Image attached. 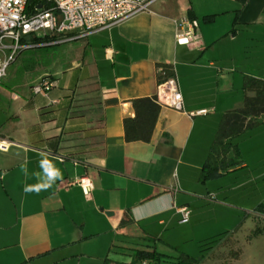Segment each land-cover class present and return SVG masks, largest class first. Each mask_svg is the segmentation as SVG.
<instances>
[{
    "label": "crops",
    "instance_id": "obj_1",
    "mask_svg": "<svg viewBox=\"0 0 264 264\" xmlns=\"http://www.w3.org/2000/svg\"><path fill=\"white\" fill-rule=\"evenodd\" d=\"M189 13L198 37L179 44L177 22ZM58 45L36 79L57 81L47 95L32 92L34 79L25 88L0 82V136L13 142L0 150V264L128 263L135 249L151 247L169 255L176 229L196 221L193 207L220 193L227 198L226 178L246 171L264 179V170L251 167L264 162L263 119L234 140L244 160L238 168L200 180L222 115L243 103L245 75L264 79V0H160L84 38L47 46ZM161 63L174 67L183 110L162 106L151 141L127 142L132 100L157 95ZM245 147L256 152L252 159ZM41 151L62 179L26 194L24 185L37 183ZM83 177L92 183L88 194ZM184 206L187 222L178 210ZM255 208L250 214L261 215ZM125 215L131 222L121 226Z\"/></svg>",
    "mask_w": 264,
    "mask_h": 264
},
{
    "label": "built area",
    "instance_id": "obj_2",
    "mask_svg": "<svg viewBox=\"0 0 264 264\" xmlns=\"http://www.w3.org/2000/svg\"><path fill=\"white\" fill-rule=\"evenodd\" d=\"M158 1L160 0H0V82L7 76L8 67L21 50L84 38L138 13L150 11ZM45 3L50 5L46 6ZM40 4H43L41 8ZM198 27L196 19L181 18L177 22V42L191 44L198 37ZM44 38H48V41H33ZM158 75H166L163 67H159ZM56 83L54 78L46 76L35 83L31 90L34 94L47 95ZM156 97L162 106L183 110L184 101L176 75L159 81ZM199 113L207 114L208 111L201 110ZM12 144V141L0 136V150L7 151ZM78 183L86 194L92 190L89 178H80ZM178 210L182 214L181 222H187L191 210L186 206Z\"/></svg>",
    "mask_w": 264,
    "mask_h": 264
},
{
    "label": "rangeland",
    "instance_id": "obj_3",
    "mask_svg": "<svg viewBox=\"0 0 264 264\" xmlns=\"http://www.w3.org/2000/svg\"><path fill=\"white\" fill-rule=\"evenodd\" d=\"M5 42L9 43L8 40ZM55 52H59V45L21 50L1 82L6 83L7 87L19 84L23 88L33 79L37 83L36 79L42 71L51 67V54ZM27 87L29 88L28 85ZM1 101L3 105L6 102ZM247 143L245 146H250L249 141ZM246 148L247 159H252L256 152L250 147L249 150ZM252 162V171L256 174L264 170V162H258L257 159ZM225 181L227 198L220 193V199L203 201L198 208L193 207L195 212L198 211L196 221L176 229V244L166 253L176 256L179 251H183L197 257L201 254V244L204 241L238 229L211 253L206 264H264V216H253L249 212L258 204L264 203V179L255 181L248 172L243 171L240 175H230ZM255 229H260L263 233L254 235ZM234 253H240V258L233 259Z\"/></svg>",
    "mask_w": 264,
    "mask_h": 264
},
{
    "label": "trees",
    "instance_id": "obj_4",
    "mask_svg": "<svg viewBox=\"0 0 264 264\" xmlns=\"http://www.w3.org/2000/svg\"><path fill=\"white\" fill-rule=\"evenodd\" d=\"M45 5L49 6L50 3H45ZM189 15L191 19H194L192 14L189 13ZM213 17L207 16L204 19L211 21ZM33 41L41 43L48 41V38L34 39ZM158 67H163L166 72L165 76L158 75L159 81L175 75L172 64L161 63L158 64ZM243 89L244 99L242 105L222 115L211 149L200 174L201 181H206L238 168L244 160L238 144L234 140L263 123L264 79L245 75ZM132 104L135 115L124 119L125 140L127 142H150L161 113L162 105L158 102L156 96L135 98L132 100ZM254 211L264 216V203L259 204ZM130 222L131 218L125 215L121 221V226H126ZM234 232H225L204 241L201 244V254L197 257L183 251H179L176 256L166 255L151 247L147 249H135L131 262L114 263L111 259H107L103 264H206L211 253L224 239ZM253 233L254 235H259L263 231L255 229ZM239 258L240 253H234L233 259L237 260Z\"/></svg>",
    "mask_w": 264,
    "mask_h": 264
},
{
    "label": "clouds",
    "instance_id": "obj_5",
    "mask_svg": "<svg viewBox=\"0 0 264 264\" xmlns=\"http://www.w3.org/2000/svg\"><path fill=\"white\" fill-rule=\"evenodd\" d=\"M38 155L40 157L38 160L40 171L32 173L36 178L37 183H26L23 188V191L26 194H39L42 191H47L52 188L58 180H61L63 176L61 169L56 166L47 152L41 151ZM21 170L26 177L29 175L26 163L21 165Z\"/></svg>",
    "mask_w": 264,
    "mask_h": 264
},
{
    "label": "water",
    "instance_id": "obj_6",
    "mask_svg": "<svg viewBox=\"0 0 264 264\" xmlns=\"http://www.w3.org/2000/svg\"><path fill=\"white\" fill-rule=\"evenodd\" d=\"M42 6H43V4H40V5H39V8H41Z\"/></svg>",
    "mask_w": 264,
    "mask_h": 264
}]
</instances>
